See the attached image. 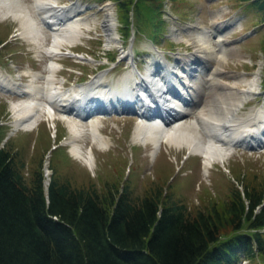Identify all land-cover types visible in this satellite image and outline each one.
Returning <instances> with one entry per match:
<instances>
[{"label":"rangeland","instance_id":"374dc122","mask_svg":"<svg viewBox=\"0 0 264 264\" xmlns=\"http://www.w3.org/2000/svg\"><path fill=\"white\" fill-rule=\"evenodd\" d=\"M71 1L74 0H60L58 4L73 6L76 9L74 18H80L86 22L88 25L86 23L85 25L89 29L85 30L81 38L72 42L73 44L63 45L59 59L55 63L58 68L57 84L59 86L63 84L64 89L75 85L66 89L69 90L80 86L76 85L79 82L82 83L98 74L103 75L108 83H112L117 74L125 71L127 64L126 61L120 60L117 65L113 64L112 58L117 57L118 48L122 45L125 50H129L128 48L132 45L130 39L126 40L122 35L124 27L121 25L117 2L115 0H76L79 3L77 5ZM142 1L144 3L142 12L145 15H149L152 12V7L161 3L159 1L152 3L151 0ZM172 2L174 3H169L166 6V2L161 4L163 10L157 15L155 23H159V25H155V30H158L160 21H163L161 17H163L166 21H163L162 27L166 28L168 24L169 29L165 31L166 33L170 32L173 23L169 21L168 17L171 16L169 15L171 10L172 14H177V20H199L203 24H210L211 27L214 26L211 25L213 22L214 24L218 23L217 27H223L227 23L223 21H234L241 17L240 27L238 25L230 29L228 26L221 31L222 33H218L225 39V45L230 47L231 51L226 60L222 62L225 73L221 79L227 85L252 90L243 95L238 116H247L258 109L264 112V23H261L263 21L261 12L249 2L242 0H209L208 2L206 0H173ZM21 3L32 11L35 9V0H22ZM192 3H196V5ZM79 6L82 8L81 11H79ZM109 6H112L116 17L114 33L116 43L109 42L103 22ZM131 14L134 23L138 25L137 13L134 9ZM152 26L153 23L150 22V28L153 31ZM43 27L45 31L41 35V38H44L42 48L50 46L53 42L52 30L46 25ZM191 27L195 26L191 25ZM21 28L18 19L15 20L12 17L1 19L0 15V72L4 74L0 76L12 79L20 87V92L0 89V146H5L15 152L18 165L27 178L32 175L35 169H38L40 161L43 160L44 173L46 174V170H49L46 177L47 184L55 172V175L62 181H69L75 187L91 188V190L100 193L105 191L103 190L105 186L112 184L118 186L129 184L135 196H142L149 190L161 187L164 194L183 203L192 214L211 207L212 204H223L228 201L233 185L242 187L246 182L257 185L264 182V147L249 149L246 146H237L239 144L232 146L230 157L225 163H214V166L206 171L202 158L199 155L190 154L187 147L176 148L163 143L160 149L155 152L152 144L147 143L146 145L142 141L134 140L135 127L142 120L140 114V120L135 114L92 115L89 119L82 120L73 115L71 118L57 112L54 118L43 114L42 119L40 117L41 121L32 131L14 129L13 124L16 116L11 107L15 102L28 99V96H16V93L21 94L26 85L32 82L34 73L46 74L47 64L50 62L43 52L41 55L37 52L39 45L21 37ZM139 28L142 29V27ZM214 29L216 32L215 26ZM134 30L137 33L132 46L134 52L140 54L141 62L139 65L137 56L129 62L134 64V68L138 64L143 73L139 77L130 78L131 84L135 85L137 80L147 76L146 71L154 61H160L155 55L154 60L148 63V60H151L153 56H144V54H150L144 51L149 50L150 52L148 43L151 40L147 39L148 36L139 38L145 32L143 29L137 30L135 25ZM151 30L148 29V32ZM227 30L229 31L226 32ZM171 31H173L171 36L164 34V39L161 40L162 32L155 31L156 41L160 43V48L171 60L169 65L164 62L162 66H167L170 70H177L179 65L182 66V63H178L181 58L189 57L200 60L194 55L196 54L195 47L187 45L193 43L192 32L183 31L184 38L182 40L186 38L189 43L182 42L180 44L176 41V36L183 34L178 33L175 27ZM215 35L214 33V37ZM136 41L137 44H135ZM6 42L7 44L3 46ZM110 47L114 48L110 49ZM194 50L195 53H192ZM175 54L187 55L175 57ZM124 55L125 51L120 54L123 58ZM174 58L177 59L178 64L175 67ZM127 74L131 73L125 75ZM125 75L119 78L121 84ZM97 77H94L86 85L94 83ZM243 77L253 81L254 84L251 86L241 83L240 78ZM138 90L140 89L138 88ZM184 95L187 96L186 92ZM139 101L138 109L147 107L139 104ZM79 112L83 113L84 111ZM190 116L192 115H187L183 120L191 121L192 117ZM72 120L86 125L80 126L83 128L82 133H85L83 136L85 140H79V142L84 151L92 152L94 162L92 161L90 164L91 167L71 155L68 139L72 136L69 128V121ZM92 121L98 125L103 136L109 141L106 148H100L93 142L89 132ZM203 137L207 140L205 134ZM261 137L259 139H262ZM251 138L247 139L251 140ZM255 138L258 137H253V141H248V143L258 144L259 139ZM48 155L49 157H47ZM241 256L243 257V255ZM241 264H264V256L251 260L250 263L242 258Z\"/></svg>","mask_w":264,"mask_h":264},{"label":"trees","instance_id":"16d2710c","mask_svg":"<svg viewBox=\"0 0 264 264\" xmlns=\"http://www.w3.org/2000/svg\"><path fill=\"white\" fill-rule=\"evenodd\" d=\"M115 1L125 35L133 9L140 27L159 25L163 0H151L161 3L149 15L142 0ZM243 1L264 23V0ZM103 190L55 172L47 185L43 160L27 178L15 152L0 146V264H238L242 254L264 256V182L233 185L228 201L196 214L161 187L142 196L129 184Z\"/></svg>","mask_w":264,"mask_h":264},{"label":"bare ground","instance_id":"6f19581e","mask_svg":"<svg viewBox=\"0 0 264 264\" xmlns=\"http://www.w3.org/2000/svg\"><path fill=\"white\" fill-rule=\"evenodd\" d=\"M21 1L0 0L1 19L7 17L18 19L22 27L20 30L21 37L39 45L37 50L39 55L43 52L50 61L47 64L46 74L34 73L32 82L26 85L21 94L16 93V96H28V99L15 102L11 107L16 116L13 124L14 129L32 131L41 121L40 117L43 114L54 118L57 112L69 113L67 108L73 103L79 104L82 111L89 110V107L86 108V102L96 92L94 89L102 84V78L98 76L94 83L80 85L69 90L64 89L63 84L59 86L56 81L58 68L55 63L59 59L63 45H71L72 42L81 38L85 30L89 29L86 26L88 24L80 18H74L76 9L73 6H60L58 4L60 0H35L37 12L35 9L30 10ZM36 13L42 22H49V24L51 22L53 42L51 41L50 46L41 47L44 39L41 38V35L44 34L45 29ZM103 22L109 42L116 43L117 40L114 37L116 17L112 6L107 8ZM192 25L195 28L201 26L199 33H191L196 50L194 55L210 64L209 71H204L203 65L189 57L181 58L178 63H182V66L179 65L177 70H170L167 66L163 67L160 62L154 61L146 71L147 76H144L146 78L142 76L143 78L137 80L134 85V83L131 84L130 79L134 76L133 73L125 75L122 79V85L127 86V88L123 87L119 89L122 91L112 92L111 97L116 95L125 99L133 98L136 96L131 89L138 91L139 88L146 95L149 103L146 105L147 107L141 108V113H138L142 120L135 127L134 140L142 141L146 145L147 143L152 144L155 152L160 149L163 143L176 148L187 147L190 154L199 155L202 158L204 168L208 171L214 166V163L226 162L227 158L230 157L232 146L248 141V137L264 135V112L257 110L244 117L238 116L243 95L252 90L236 88L222 81L221 78L225 73L222 62L230 54V47L225 45V39L222 35L216 33V38L214 37V26ZM176 38L181 40L183 35L176 36ZM158 66L160 67L158 68ZM176 72L181 74L184 78L183 81L176 78L173 81ZM163 77L172 88L179 85L186 92L187 96H181L183 101L191 98L183 105L173 96L162 93V88L165 86L163 85ZM240 82L251 86L254 84L253 81L246 80L244 77L240 78ZM0 89L20 92V87L17 86L16 82L3 76H0ZM147 91L159 99L161 105L155 102V99L150 100L151 95ZM130 92L131 94H129ZM193 96L196 100L195 103ZM91 100L94 99L91 98ZM150 104L155 105V107L151 108ZM190 105L191 107H184ZM149 106L150 108H148ZM155 113L162 115L161 118L155 120ZM187 115L193 116L189 122L183 120ZM80 126L86 125L73 120L69 121L72 136L68 139V143L71 146V155L91 167L90 164L92 161L94 162V157L92 152L84 151L79 142V140H85V137L83 138L85 133H82L83 128ZM89 132L96 146L100 148L108 146L109 141L103 136L102 131L94 121L91 122ZM203 134L207 140L204 139ZM258 144H264V139H259Z\"/></svg>","mask_w":264,"mask_h":264}]
</instances>
